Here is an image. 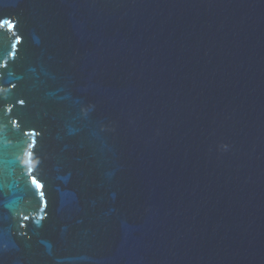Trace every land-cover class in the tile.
Returning <instances> with one entry per match:
<instances>
[{
	"label": "water",
	"instance_id": "1",
	"mask_svg": "<svg viewBox=\"0 0 264 264\" xmlns=\"http://www.w3.org/2000/svg\"><path fill=\"white\" fill-rule=\"evenodd\" d=\"M0 17V264H264V0Z\"/></svg>",
	"mask_w": 264,
	"mask_h": 264
},
{
	"label": "snow or ice",
	"instance_id": "2",
	"mask_svg": "<svg viewBox=\"0 0 264 264\" xmlns=\"http://www.w3.org/2000/svg\"><path fill=\"white\" fill-rule=\"evenodd\" d=\"M3 24H7L9 29H14L15 28V24L12 22V20L10 18H2L0 17V25ZM13 47H15V45H13ZM14 55V53H13ZM0 67H7L6 62L2 65H0ZM14 87V85H13ZM20 104H23L24 101L21 100L19 101ZM32 169L29 168V172H31ZM31 183L35 186V189L37 190L39 196H40V202H41V211H43L46 207H47V200L44 197V193H43V184H41L34 176L31 178ZM25 219H27V217H25ZM39 223V221H37Z\"/></svg>",
	"mask_w": 264,
	"mask_h": 264
}]
</instances>
